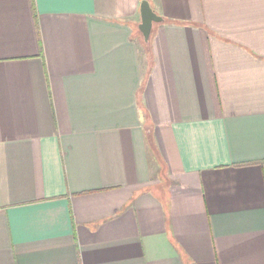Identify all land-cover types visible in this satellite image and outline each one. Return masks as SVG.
<instances>
[{"label":"crops","instance_id":"1","mask_svg":"<svg viewBox=\"0 0 264 264\" xmlns=\"http://www.w3.org/2000/svg\"><path fill=\"white\" fill-rule=\"evenodd\" d=\"M0 0V264H264V0Z\"/></svg>","mask_w":264,"mask_h":264},{"label":"water","instance_id":"2","mask_svg":"<svg viewBox=\"0 0 264 264\" xmlns=\"http://www.w3.org/2000/svg\"><path fill=\"white\" fill-rule=\"evenodd\" d=\"M139 14L140 24L138 25V31L141 33L144 41L148 42L152 25L162 22L163 19L152 10L147 0H142L140 2Z\"/></svg>","mask_w":264,"mask_h":264}]
</instances>
